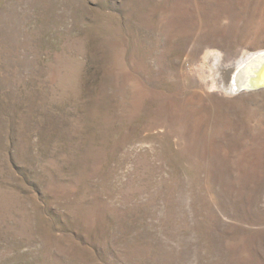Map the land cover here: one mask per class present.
<instances>
[{
	"label": "rangeland",
	"instance_id": "374dc122",
	"mask_svg": "<svg viewBox=\"0 0 264 264\" xmlns=\"http://www.w3.org/2000/svg\"><path fill=\"white\" fill-rule=\"evenodd\" d=\"M257 55L264 0H0V264H264Z\"/></svg>",
	"mask_w": 264,
	"mask_h": 264
},
{
	"label": "bare ground",
	"instance_id": "6f19581e",
	"mask_svg": "<svg viewBox=\"0 0 264 264\" xmlns=\"http://www.w3.org/2000/svg\"><path fill=\"white\" fill-rule=\"evenodd\" d=\"M252 57L253 56H249L247 59L239 62L236 66V68H240L243 69L244 67H246L247 64H249L250 62H252ZM258 57V65L254 68V70L250 69V74L251 76L249 77V79L247 80H243L244 76H241V79L239 78V81L237 80V82L235 84H232V87H235V85L237 87H240L242 85H258L260 83H264V55H257ZM252 70V71H251Z\"/></svg>",
	"mask_w": 264,
	"mask_h": 264
},
{
	"label": "water",
	"instance_id": "95a60500",
	"mask_svg": "<svg viewBox=\"0 0 264 264\" xmlns=\"http://www.w3.org/2000/svg\"><path fill=\"white\" fill-rule=\"evenodd\" d=\"M253 88H261L264 87V83H260L258 85H252Z\"/></svg>",
	"mask_w": 264,
	"mask_h": 264
}]
</instances>
